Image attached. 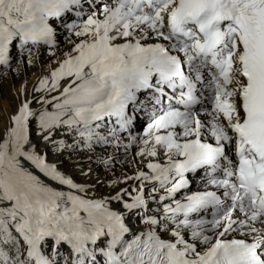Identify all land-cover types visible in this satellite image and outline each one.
Returning a JSON list of instances; mask_svg holds the SVG:
<instances>
[{"label":"snow or ice","instance_id":"1","mask_svg":"<svg viewBox=\"0 0 264 264\" xmlns=\"http://www.w3.org/2000/svg\"><path fill=\"white\" fill-rule=\"evenodd\" d=\"M36 66L0 264H264V0H0V77Z\"/></svg>","mask_w":264,"mask_h":264},{"label":"bare ground","instance_id":"2","mask_svg":"<svg viewBox=\"0 0 264 264\" xmlns=\"http://www.w3.org/2000/svg\"><path fill=\"white\" fill-rule=\"evenodd\" d=\"M44 62L47 63V57L43 54L41 55V64ZM42 67L36 66L31 69H28L26 72L22 69V74L20 77H15V74L12 75V78L5 79L0 77V117H3L5 111H12L16 104V95L17 90L20 88L21 84L26 79L28 82L29 88L37 80V78L44 73ZM12 95L13 100L8 97V94ZM0 127H2V121H0ZM65 165H68V162L65 161Z\"/></svg>","mask_w":264,"mask_h":264},{"label":"rangeland","instance_id":"3","mask_svg":"<svg viewBox=\"0 0 264 264\" xmlns=\"http://www.w3.org/2000/svg\"><path fill=\"white\" fill-rule=\"evenodd\" d=\"M42 64H44V62H43ZM45 64H46V63H45ZM9 96H10V97H9ZM8 97L11 98V100H13V97H12V95H10V93L8 94Z\"/></svg>","mask_w":264,"mask_h":264}]
</instances>
